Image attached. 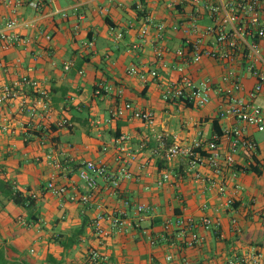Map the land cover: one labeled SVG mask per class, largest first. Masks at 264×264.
<instances>
[{
    "label": "crops",
    "instance_id": "1",
    "mask_svg": "<svg viewBox=\"0 0 264 264\" xmlns=\"http://www.w3.org/2000/svg\"><path fill=\"white\" fill-rule=\"evenodd\" d=\"M29 1L0 4V32L31 39L29 46L0 53L5 64L0 86L24 77L38 79L50 90L53 114L50 119L32 120L19 111L20 101L0 108V264H92L89 251L99 245L95 219L124 210L129 226L113 233L101 247L110 258L103 264H228L254 248L264 251V171L241 174L242 189L237 194L227 174L229 193L236 200L233 209H228L217 191L207 190V185L195 180L185 160L170 162L163 151L154 153L163 134L168 135L169 144L175 138L190 143L213 137L220 96L214 93L211 104L201 108L165 102L161 85L179 74L171 68L175 60L162 68L156 57L160 44L174 53L184 48L188 39L200 36L169 29L163 41H157L152 28L151 34L143 37L140 0H37L40 10L32 8ZM146 7L156 23L171 27L184 21V13L168 9L166 0H146ZM185 11H191V6ZM12 19H17L18 25L9 29ZM210 23L207 16L200 21L201 26ZM121 32L124 36L118 39ZM69 62H74V67L67 71ZM134 66L144 73L158 71L160 78L144 82L129 73ZM187 70L194 79L210 78L216 85L222 84L225 74L221 65L207 58ZM239 72L244 83L239 96L249 100L256 79ZM120 89L125 91L123 97L118 95ZM124 102L155 111V125L129 116L114 118L112 113ZM254 102L264 108V93ZM63 119L71 126L60 128L58 122ZM220 124L225 131L235 122L222 119ZM246 133L256 140L258 154L263 157L264 141L257 138L262 132L248 128ZM122 137L128 138L124 145L137 155L129 167L132 177L123 179L119 190L97 178L99 190L90 203L71 200L72 195L90 193L80 178L87 162L105 164L118 175L123 165L118 159ZM221 142L227 148L226 142ZM244 156L242 153L240 159ZM201 172L213 176L208 167ZM165 173L172 178L161 187L158 182ZM52 181L69 192L62 196L49 192ZM127 201L130 206L125 205ZM140 204L152 208L143 221L136 214L135 207ZM183 214L213 220L221 217V232L200 228L205 240L194 249L181 248L176 233L162 238L165 222L176 221ZM233 218L239 220L241 233L233 229ZM104 225L112 229L109 222Z\"/></svg>",
    "mask_w": 264,
    "mask_h": 264
},
{
    "label": "built area",
    "instance_id": "2",
    "mask_svg": "<svg viewBox=\"0 0 264 264\" xmlns=\"http://www.w3.org/2000/svg\"><path fill=\"white\" fill-rule=\"evenodd\" d=\"M167 7L179 14L184 13L182 23H173L171 27L165 22L156 23L151 16L146 4L140 0L138 11L143 13L145 25L141 35L146 37L155 29L157 41H163L169 29L174 32L183 31L185 35L196 34L200 37L196 40L188 39L184 48L172 53L165 45L160 44L156 48V57L162 68H168L171 60L175 64L171 67L179 76L173 81L163 83V100L167 103H182L185 106L206 107L212 102L213 94L220 96L221 101L217 118L232 119L235 125L226 129L224 135H214L211 139L196 138L190 143L178 141L176 138L173 144H169L168 135L158 137V150L154 153L160 155L164 152L167 161L183 159L187 162L188 171L194 174L199 183L207 185L206 189L217 191L220 197L225 199L224 206L233 209L236 200L230 194L227 174L233 181L234 193L242 189L239 176L246 174L252 167L264 171V156L258 154L259 146L255 139L247 135L248 128L256 129L264 133V108L255 104L258 96L264 93V0H166ZM5 0H0V4ZM13 3V0H9ZM146 2V0H145ZM21 5V3H17ZM29 5L40 10L41 3L37 0H30ZM186 6H191V11H185ZM180 7H184L180 9ZM207 16L210 24L201 26L200 21ZM18 25L17 19H12L7 24L9 29ZM114 31V29L112 30ZM124 34L117 35L122 39ZM50 39V37H48ZM207 40V42L205 41ZM31 39L21 37L16 33L0 32V53H7L19 46H29ZM211 59L217 62L224 69L225 74L222 84L216 85L210 78L194 79L187 70L191 64H199L203 59ZM74 67V62L66 64L67 71ZM5 64L0 61V72ZM239 71H244L256 79L255 87L249 92V100L239 96L244 91L243 77ZM130 74L140 77L144 82L149 78L159 79L158 71L144 73L137 67H132ZM124 90L120 89L118 95L123 97ZM20 101L19 111L27 114L32 120L50 119L53 114L52 97L50 90L44 83L33 77H24L13 84L0 86V108ZM114 118L128 117L133 120L142 121L154 126L157 121V114L152 110H141L132 103L124 102L113 113ZM60 128L70 127L67 119L58 122ZM118 150V159L122 162L118 175H113L107 165L89 161L80 171V178L87 184L90 193L85 195H72L71 200L88 204L99 190L97 178H103L110 184L112 190H119L123 179L131 178L129 170L131 164L137 159L128 143L127 137H122ZM224 140L227 148L221 141ZM244 153V159H240ZM124 155V156H123ZM208 167L212 177H205L201 169ZM228 177V178H227ZM171 174L165 173L160 178L158 185L163 186L171 180ZM49 192L62 196L69 192L66 186L58 185L55 181L48 185ZM34 198H36L34 196ZM130 206V202H125ZM136 214L140 221L152 211L146 204L136 205ZM208 208L207 205L204 206ZM264 221V211L261 213ZM111 224L108 230L104 223ZM222 219L218 217L213 220L208 216L196 218L183 214L176 221L168 220L164 225L162 238L168 239L175 233L180 239L181 248L194 249L204 243L205 238L200 233V228L205 231L221 232ZM129 223L126 219V211H119L114 214H100L94 221V235L98 241V247L89 251V261L92 264H103L109 261L107 253L101 250L106 240L113 234L123 232ZM232 226L236 233H241L239 220L232 219ZM221 237V235H220ZM173 255L169 260H173ZM228 264H264V251L254 248L251 251L237 255Z\"/></svg>",
    "mask_w": 264,
    "mask_h": 264
},
{
    "label": "trees",
    "instance_id": "3",
    "mask_svg": "<svg viewBox=\"0 0 264 264\" xmlns=\"http://www.w3.org/2000/svg\"><path fill=\"white\" fill-rule=\"evenodd\" d=\"M141 2L143 3V5L146 4L145 0H141ZM140 17L143 16V13L139 12ZM212 134L214 135H218L219 137H222L224 135L222 126L220 124V119H216L214 120L213 124H212ZM249 172H257L260 173L259 169L252 167L251 170H249ZM32 200V199H31ZM31 200H28L27 204L30 205Z\"/></svg>",
    "mask_w": 264,
    "mask_h": 264
},
{
    "label": "rangeland",
    "instance_id": "4",
    "mask_svg": "<svg viewBox=\"0 0 264 264\" xmlns=\"http://www.w3.org/2000/svg\"><path fill=\"white\" fill-rule=\"evenodd\" d=\"M111 44H112V45L114 44V42H113L112 40H111ZM257 138L263 142V141H264V133H258ZM29 250H30V249H29ZM28 252H29V251H28ZM29 253H30V252H29Z\"/></svg>",
    "mask_w": 264,
    "mask_h": 264
}]
</instances>
